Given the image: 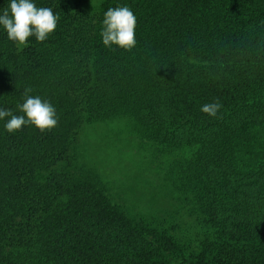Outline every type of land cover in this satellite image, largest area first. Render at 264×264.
I'll list each match as a JSON object with an SVG mask.
<instances>
[{"label": "trees", "instance_id": "trees-1", "mask_svg": "<svg viewBox=\"0 0 264 264\" xmlns=\"http://www.w3.org/2000/svg\"><path fill=\"white\" fill-rule=\"evenodd\" d=\"M33 2L57 27L20 46L0 26V109L24 115L31 87L58 124L0 120V264H264V0ZM122 6L130 51L100 34ZM116 123L164 173L169 218L132 214L88 162L89 127Z\"/></svg>", "mask_w": 264, "mask_h": 264}, {"label": "clouds", "instance_id": "clouds-1", "mask_svg": "<svg viewBox=\"0 0 264 264\" xmlns=\"http://www.w3.org/2000/svg\"><path fill=\"white\" fill-rule=\"evenodd\" d=\"M59 17L52 8L37 7L33 0H10L7 7L0 14V26L7 33L9 40L20 46H27L28 39L35 36L38 42H43L48 35L55 31ZM137 18L127 7L109 8L104 14L102 41L105 46L113 44L125 50H132L136 46L135 29ZM33 89H24V102L18 104V109L24 115H15L10 109H0V120L10 117L5 123L8 133H15L25 125H34L41 132L51 130L58 124L55 107L39 96L29 95ZM222 107L217 100L202 105L201 111L215 117Z\"/></svg>", "mask_w": 264, "mask_h": 264}, {"label": "rangeland", "instance_id": "rangeland-1", "mask_svg": "<svg viewBox=\"0 0 264 264\" xmlns=\"http://www.w3.org/2000/svg\"><path fill=\"white\" fill-rule=\"evenodd\" d=\"M113 129L89 127L84 139L88 162L109 183L112 198L126 205L132 214L148 219L169 218L171 212L166 208L171 197L167 187L163 186L164 173L159 172L158 176L153 165L148 168V176L145 177L146 173L142 171L147 164L141 153L142 138L125 124L116 123ZM143 176L149 179L141 178Z\"/></svg>", "mask_w": 264, "mask_h": 264}]
</instances>
